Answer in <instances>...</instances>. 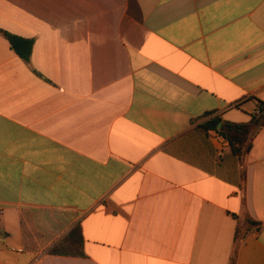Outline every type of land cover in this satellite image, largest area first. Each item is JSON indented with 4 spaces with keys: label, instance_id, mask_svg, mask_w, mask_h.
I'll return each mask as SVG.
<instances>
[{
    "label": "crops",
    "instance_id": "0c3cea01",
    "mask_svg": "<svg viewBox=\"0 0 264 264\" xmlns=\"http://www.w3.org/2000/svg\"><path fill=\"white\" fill-rule=\"evenodd\" d=\"M0 29L34 42L0 33V264H264V125L242 160L203 128L262 110L264 0H0Z\"/></svg>",
    "mask_w": 264,
    "mask_h": 264
},
{
    "label": "trees",
    "instance_id": "16d2710c",
    "mask_svg": "<svg viewBox=\"0 0 264 264\" xmlns=\"http://www.w3.org/2000/svg\"><path fill=\"white\" fill-rule=\"evenodd\" d=\"M0 33L9 41L11 48L16 54L24 60L27 64L30 63V58L33 49V40L25 39L1 30ZM264 105L261 110V115L253 116L247 123H233L228 121H222L220 118L215 117L203 124V128L216 129L221 136H223L229 143L230 150L233 155L240 160L243 159L246 153L248 140L264 125ZM247 222L251 225H259V222L253 221L247 218ZM82 236L81 230L77 226L68 234V236L54 246L51 250V254H69L74 252L76 255L81 253ZM234 262V260H233Z\"/></svg>",
    "mask_w": 264,
    "mask_h": 264
},
{
    "label": "built area",
    "instance_id": "2783aa9c",
    "mask_svg": "<svg viewBox=\"0 0 264 264\" xmlns=\"http://www.w3.org/2000/svg\"><path fill=\"white\" fill-rule=\"evenodd\" d=\"M261 113V109L260 108H257L254 112L255 115H260Z\"/></svg>",
    "mask_w": 264,
    "mask_h": 264
}]
</instances>
